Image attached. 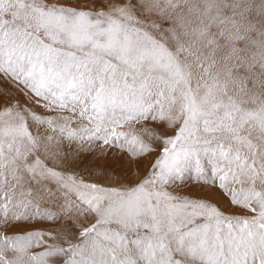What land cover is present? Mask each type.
Returning a JSON list of instances; mask_svg holds the SVG:
<instances>
[{"label": "snow or ice", "instance_id": "6c2138e0", "mask_svg": "<svg viewBox=\"0 0 264 264\" xmlns=\"http://www.w3.org/2000/svg\"><path fill=\"white\" fill-rule=\"evenodd\" d=\"M0 264H264V0H0Z\"/></svg>", "mask_w": 264, "mask_h": 264}, {"label": "rangeland", "instance_id": "374dc122", "mask_svg": "<svg viewBox=\"0 0 264 264\" xmlns=\"http://www.w3.org/2000/svg\"><path fill=\"white\" fill-rule=\"evenodd\" d=\"M137 178H139V177H137Z\"/></svg>", "mask_w": 264, "mask_h": 264}]
</instances>
